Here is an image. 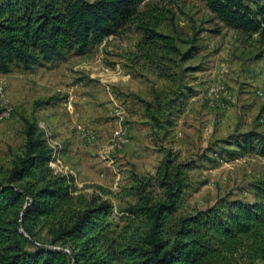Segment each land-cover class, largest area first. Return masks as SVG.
Masks as SVG:
<instances>
[{
	"label": "trees",
	"instance_id": "trees-1",
	"mask_svg": "<svg viewBox=\"0 0 264 264\" xmlns=\"http://www.w3.org/2000/svg\"><path fill=\"white\" fill-rule=\"evenodd\" d=\"M194 1L224 28L249 39L258 35L264 58V0ZM150 2L0 0V74L85 56L134 24L142 33L138 51L151 71L173 81L196 51L182 53L173 36L158 31L167 15L142 11ZM24 125V153L0 179V264H238L237 257L264 264V182L255 184L253 203L221 200L187 212L183 200L195 164L169 150L154 175L136 176V202L125 209L120 227L112 221V205L74 195L70 180L52 174L46 133L29 119ZM222 142L220 156L254 152L264 158L263 133L237 132ZM40 228L47 239L35 235Z\"/></svg>",
	"mask_w": 264,
	"mask_h": 264
},
{
	"label": "rangeland",
	"instance_id": "rangeland-1",
	"mask_svg": "<svg viewBox=\"0 0 264 264\" xmlns=\"http://www.w3.org/2000/svg\"><path fill=\"white\" fill-rule=\"evenodd\" d=\"M141 8L167 15L158 31L173 36L182 53L194 49L196 55L180 64L173 81H164L138 61L136 46L142 33L129 24L85 56L72 55L65 62L0 74V179L24 153V119H29L44 130L50 147L58 148L54 163L60 164L52 167V156V174L70 180L77 188L74 195L112 205V221L120 227L126 223L125 209L136 202L131 192L136 176L154 175L169 150L195 164L189 173L191 187L184 195L185 211L204 210L221 200L255 202V184L264 182V158L254 152L238 159L217 154L224 147L222 141L237 132L264 134V97H259L264 89L247 87L242 99L246 80L229 81L234 66L229 62L234 60L229 47L247 36L222 33L205 4L194 0H151ZM212 27L217 34L208 30ZM210 36L214 47H208ZM262 48L255 46L252 53ZM117 63L135 78L130 79L134 83L128 92L115 84L110 87L114 97L124 96V120L116 116L115 106L108 112L114 102L98 101L97 105L93 101V108L90 102H81L100 89L99 78L90 75L107 70L116 73ZM218 83L224 90L215 99L210 89ZM231 85H238V90L233 92ZM147 103L153 104L151 111ZM125 129L128 143L111 149L116 133ZM88 136L92 142L86 141ZM34 233L40 240L47 239L43 228ZM237 263L250 264L241 257Z\"/></svg>",
	"mask_w": 264,
	"mask_h": 264
},
{
	"label": "crops",
	"instance_id": "crops-1",
	"mask_svg": "<svg viewBox=\"0 0 264 264\" xmlns=\"http://www.w3.org/2000/svg\"><path fill=\"white\" fill-rule=\"evenodd\" d=\"M213 16V15H212ZM214 18V17H213ZM216 20V19H215ZM215 23L219 24V26L221 27L220 30L222 33L224 31L229 32V33H233L236 35L235 31L223 28L222 24L216 20ZM208 30H211L210 32L217 34V31L215 28H210ZM221 33V34H222ZM219 34V35H221ZM204 36V35H203ZM243 37V36H242ZM210 38V43H208V47L212 45V47L215 46L216 43H214V38H212L211 36ZM258 39V35H254L251 39H249L248 37H243V39L237 40L232 42L231 47H229V54L231 53V56L233 59H231L229 62L230 64H232L233 66V71H230L229 73V81H237V83L239 82H243V80H246L243 84L244 85V90H243V95H242V99L243 97H246L247 95L245 94L247 92V87H252L253 85H256L258 87L259 90H263L264 89V58L260 56L261 51H258L257 53H252V49L255 48V46L260 48V45L256 44V40ZM102 46V44L100 45V47ZM136 50L138 51V45L136 46ZM263 49V48H262ZM255 50V49H254ZM138 54L140 56V61L141 63L145 64L146 61L144 60V57L142 56V53H140L138 51ZM235 54H239V57H237ZM244 57H248V58H244ZM244 58V59H243ZM240 60V61H238ZM243 62V63H241ZM241 63V66H239ZM247 63V64H246ZM147 63L146 66L143 65V67H147ZM121 64L117 63V69H116V73H112L109 72L108 70L104 73H96V74H91L90 78L96 79L99 82V87L100 89L94 91V93H90L88 95L84 96V99H82V103H89L90 102V107L93 106V101H95V103L98 105L100 103V101L102 102H114V104L112 103L108 105L107 108H109V111H111V109H116V116L119 117L120 119H125L126 117V106L124 105V103H122V97H124L123 93H121V96H118L117 98L113 96V94L110 92V87L111 86H117L118 88H120L122 90V92H128L129 88L131 87V85L134 82H130V79L134 77V75H132L131 73H126L123 69H121ZM125 68V67H124ZM148 70L152 73H154L153 71H151V69L149 68L148 65ZM87 69L89 70L90 68L87 67ZM91 70V69H90ZM239 73V76L236 77L235 74ZM235 76V77H234ZM135 79V78H133ZM233 79V80H232ZM115 82V83H113ZM203 84V83H202ZM206 85H201V87L205 88ZM232 86V85H231ZM207 87V86H206ZM105 88V89H104ZM232 91H236L238 90V85H234L231 87ZM107 89V91H106ZM233 91V92H234ZM92 94L94 95V98H91ZM128 94V93H126ZM246 95V96H245ZM259 97H264L263 96H259ZM106 100V101H105ZM194 100V99H193ZM99 101V103H98ZM262 103H264V99L262 101ZM93 108V107H92Z\"/></svg>",
	"mask_w": 264,
	"mask_h": 264
},
{
	"label": "built area",
	"instance_id": "built-area-1",
	"mask_svg": "<svg viewBox=\"0 0 264 264\" xmlns=\"http://www.w3.org/2000/svg\"><path fill=\"white\" fill-rule=\"evenodd\" d=\"M114 38V36L109 37L107 40H112ZM107 42L106 40L104 41V43ZM224 90V88L218 83V84H214L212 85L211 89H210V94L212 97H214L215 99H219L221 92ZM259 94L261 95L262 93L259 92ZM6 115V114H5ZM85 132V131H84ZM127 132L126 129L124 131H119L118 133H116V135L114 136L112 142H111V149H121L125 144L128 143V138H127ZM86 141L88 142H92V138L90 136L87 137ZM53 149V161L50 164L52 167H54L55 164H60L59 161H57L56 163H54L56 161V157H57V152H58V148L56 147H52Z\"/></svg>",
	"mask_w": 264,
	"mask_h": 264
},
{
	"label": "water",
	"instance_id": "water-1",
	"mask_svg": "<svg viewBox=\"0 0 264 264\" xmlns=\"http://www.w3.org/2000/svg\"><path fill=\"white\" fill-rule=\"evenodd\" d=\"M20 226H21V223H20Z\"/></svg>",
	"mask_w": 264,
	"mask_h": 264
}]
</instances>
